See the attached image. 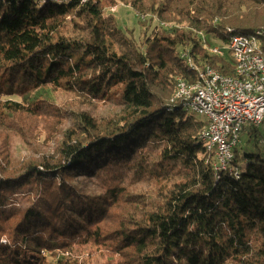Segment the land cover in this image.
<instances>
[{"label": "trees", "instance_id": "obj_1", "mask_svg": "<svg viewBox=\"0 0 264 264\" xmlns=\"http://www.w3.org/2000/svg\"><path fill=\"white\" fill-rule=\"evenodd\" d=\"M123 5L141 40L108 12ZM262 28L264 0H0V264H83L82 245L264 264V133L243 129L235 179L213 169L206 121L170 101L195 79L182 53L233 76L200 34Z\"/></svg>", "mask_w": 264, "mask_h": 264}, {"label": "built area", "instance_id": "obj_2", "mask_svg": "<svg viewBox=\"0 0 264 264\" xmlns=\"http://www.w3.org/2000/svg\"><path fill=\"white\" fill-rule=\"evenodd\" d=\"M200 38L202 47L212 49L213 55H219L225 60L226 52L233 53L238 48L249 46V42L233 39V48L221 50L218 47H209L205 35H200ZM230 62L242 67L244 74H248L252 69H264V65H260L256 58H234ZM208 72L209 79L200 81L209 84L208 92L188 91L182 87L181 100L171 103L201 102L209 107L207 116H199L207 123L199 139L207 154L213 158V169L218 173L229 172L238 179L240 168L234 164L235 150L241 142L244 128L259 126L264 122V95L249 97V90L256 88H236L232 82H224L222 77ZM260 87H264V76ZM236 92H244V99H236Z\"/></svg>", "mask_w": 264, "mask_h": 264}, {"label": "bare ground", "instance_id": "obj_3", "mask_svg": "<svg viewBox=\"0 0 264 264\" xmlns=\"http://www.w3.org/2000/svg\"><path fill=\"white\" fill-rule=\"evenodd\" d=\"M226 33L229 34V39L226 44H222L221 50L233 48V39L249 42L248 47L238 48L237 50H234L233 53H229L232 60H234V58H256L260 65H264V28L250 34H238L230 29H227ZM203 49L210 55H213L212 49H209L208 47H203ZM214 56L222 58L219 55ZM181 58L184 59L185 65L190 72L193 73L195 79L191 82L181 77L176 78L175 91L170 100L171 102H179V100H181L182 87L188 89V91L208 92L209 84L200 82L201 80L209 79L208 71L215 73L218 77H222V81L224 82H232V85L236 88H256L249 90V97H259V95H264V87H260L262 84V76H264L263 68L252 69L248 74H244L242 73V67L233 64V62L226 59L225 61H229L233 67V76H230L217 72L209 65H203L201 67L197 66L188 53H182ZM236 99H244V92H236ZM179 105L182 110L185 109L184 112L190 111L192 115L207 116L209 114V107L201 104V102H180Z\"/></svg>", "mask_w": 264, "mask_h": 264}, {"label": "rangeland", "instance_id": "obj_4", "mask_svg": "<svg viewBox=\"0 0 264 264\" xmlns=\"http://www.w3.org/2000/svg\"><path fill=\"white\" fill-rule=\"evenodd\" d=\"M108 12L113 14L117 20L118 25L122 28H127L128 30H132L133 35L136 39L141 40L144 35V30L136 24V17L133 12L127 6H119L114 7L111 6L108 8ZM207 44L209 47H218L222 48V43L219 40H212L208 36H206ZM225 58L229 61H232V58L228 52L225 53ZM185 111V109L183 110ZM186 115H191L190 111L185 112ZM260 129L264 133V123L259 125ZM245 137V136H244ZM243 136H241V145L244 146ZM244 153V152H242ZM254 154H259L260 156L264 157L263 150H254L252 151ZM18 157L17 155H15ZM239 164L245 165V161L243 159L240 160ZM80 246V245H79ZM75 253L77 254V261L84 262L86 264H124L119 260L117 255L108 254L106 251L102 249L101 246L98 248H93L90 245H82L80 247H75ZM83 263V264H84Z\"/></svg>", "mask_w": 264, "mask_h": 264}]
</instances>
